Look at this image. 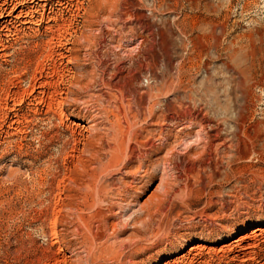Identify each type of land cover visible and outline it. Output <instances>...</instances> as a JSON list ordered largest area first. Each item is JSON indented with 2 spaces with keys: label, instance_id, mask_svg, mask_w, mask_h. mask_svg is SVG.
<instances>
[{
  "label": "rangeland",
  "instance_id": "374dc122",
  "mask_svg": "<svg viewBox=\"0 0 264 264\" xmlns=\"http://www.w3.org/2000/svg\"><path fill=\"white\" fill-rule=\"evenodd\" d=\"M113 1L51 0L20 31L0 11V264H264V0ZM132 89L159 103L134 128L153 163L110 171Z\"/></svg>",
  "mask_w": 264,
  "mask_h": 264
},
{
  "label": "bare ground",
  "instance_id": "6f19581e",
  "mask_svg": "<svg viewBox=\"0 0 264 264\" xmlns=\"http://www.w3.org/2000/svg\"><path fill=\"white\" fill-rule=\"evenodd\" d=\"M64 0H58V3H57V7H63V5L65 4H62ZM73 1V0H72ZM119 1V0H118ZM51 0H30L29 2H27L26 0L24 1H19V0H15L13 1L11 4L9 3H6V4H3L0 8V11H3L2 9L4 7H10L12 6V9H11V12L7 15V18H11L12 20L11 21H8L7 23H15V25L19 24V28H16L17 31H20L23 29V27L26 25H31L33 24L32 23V19L34 18L33 16H35L34 14H36V12H40V10L38 9H47V4L50 3ZM67 2V1H66ZM67 4V3H66ZM52 6V5H51ZM105 9L106 12L104 14H108L110 18H113L115 17L116 13H117V4L115 3V1L113 0H105ZM66 8H67V5H66ZM10 9V8H9ZM56 9V8H55ZM64 9V8H63ZM104 9V8H103ZM8 10V9H7ZM20 10V11H19ZM41 10V11H42ZM54 10V9H53ZM62 10V9H61ZM80 10V9H79ZM5 11V10H4ZM55 11V10H54ZM18 12V14H16ZM92 12V11H91ZM43 13L45 14V12L43 11ZM99 13V12H98ZM14 14L15 17L13 16ZM42 14V13H41ZM40 14V15H41ZM92 14V13H91ZM97 14V13H96ZM95 14V15H96ZM98 15V14H97ZM100 15V14H99ZM99 15L95 17V19H98L99 21ZM44 16V15H43ZM104 17V16H103ZM53 18V17H52ZM44 19V18H43ZM30 20V21H29ZM15 21V22H14ZM51 21L55 22V23H59V22H64L63 20L59 21L58 17L56 18H53L51 19ZM42 22V21H40ZM53 22V23H54ZM48 23V21H47ZM50 23V22H49ZM36 24V23H35ZM39 26V25H38ZM111 28V27H110ZM113 28V27H112ZM57 29V28H56ZM60 27H59V31H56L54 30V28H49L47 27L45 30H47L49 32L50 35H55L56 32H60ZM58 30V29H57ZM69 30V29H68ZM111 30V29H110ZM119 30V29H118ZM121 30V29H120ZM46 31V32H47ZM101 32V35H103L105 32L104 29L103 30H99ZM72 32V31H71ZM65 35H69V40H66V36L65 35H62L61 33H59V35H57L59 38V41L60 39L61 40H66V42H68L70 45L72 44L74 47L76 46H80L82 45V41H84L83 43H87V44H92V43H97L98 42V38L96 39V37H88V36H81V37H78V32H74V34H70L69 31H65L64 32ZM99 34V33H98ZM100 35V34H99ZM124 37V36H123ZM55 38V39H57ZM101 39V38H100ZM58 40V39H57ZM62 45V44H60ZM64 47V45H63ZM71 50V49H70ZM69 50V51H70ZM68 51V52H69ZM64 54V53H63ZM62 55V54H61ZM64 57V56H63ZM145 92V91H144ZM149 93V92H148ZM148 93H141L140 90H135V89H132V90H129V91H121L119 92L118 94H113V96H111V100L112 98H114L115 100V105L118 109V112L117 114L115 115V118H116V121L115 122H109V123H106L107 125V129H105V134L107 135L108 140L110 139L111 141V147H110V151L111 154H110V158L106 164V169H114V168H117V167H123L124 170H128V169H131V165H132V160H138L139 163H140V168H149L150 165H152L153 163V160H150V159H144V156H141L139 154H135V152L133 151V140L134 139H137V134L136 132L134 131V128L136 127V125H138V123L142 120V117L144 115H146V113L144 111H146L147 109H150L149 112H150V119L152 121L150 122H153L155 121L156 119H158L157 117V114L154 113V107L156 108L157 105L159 104L158 102H155L157 97H155L154 95L152 94H148ZM109 94V93H108ZM107 94V95H108ZM103 96V94L101 95ZM100 96V97H101ZM99 97V98H100ZM104 97L106 98V96L104 95ZM103 97V98H104ZM102 99V98H101ZM109 99V98H108ZM120 102V103H119ZM150 102H155V104L152 105V107L150 106V108H145V104L146 106L148 105V103ZM114 103V102H113ZM118 104L120 105L118 107ZM114 105V106H115ZM149 106V105H148ZM159 106V105H158ZM115 107V108H116ZM184 107V106H183ZM138 111H136V109ZM135 109V110H134ZM145 114H144V113ZM147 112V111H146ZM190 114V112H189ZM187 113V115H189ZM186 115V114H184ZM163 116V115H162ZM180 116V114H179ZM191 116V115H189ZM186 117V116H185ZM193 117L194 116H191L187 119V123L188 125H184V129H188L189 128V124H192L194 122L193 120ZM149 118V117H148ZM123 119H124V123H123ZM165 119V118H164ZM170 119V118H169ZM168 119V120H169ZM109 120V119H108ZM146 120V119H145ZM167 120V121H168ZM166 121V120H164ZM170 121V120H169ZM174 122V121H173ZM195 123H196V119H195ZM154 124V123H153ZM142 125V124H141ZM147 125V124H145ZM198 125H200V128L201 130L199 131L198 133V137L200 140H198V143L200 144L199 146H197V149L201 148L205 151H203V153H206V151L209 149H211L212 147H214V137L212 136L211 132L208 129L207 126H209L208 124L206 125L203 121L201 122H198ZM151 126V125H150ZM161 126V125H160ZM138 127V126H137ZM210 127V126H209ZM136 129V128H135ZM141 130V129H140ZM164 131V130H163ZM182 131V130H181ZM212 131V130H211ZM142 133V132H141ZM130 138L128 143L126 142V138ZM159 136H160V133H159ZM105 137V136H104ZM103 137V138H104ZM141 137V136H140ZM101 138V137H100ZM139 138V136H138ZM216 138V137H215ZM102 139V138H101ZM102 140H100L101 142ZM138 139H137V143H138ZM104 141H102L101 143H103ZM140 142V141H139ZM144 144V143H141V145ZM146 145V144H145ZM225 145V144H224ZM139 146V145H138ZM201 146V147H200ZM221 146V145H220ZM219 146V147H220ZM170 147V140L167 138L165 140V142H163L161 144V150L160 151H163L165 149H169ZM223 146H221L222 148ZM172 149V148H171ZM171 149L169 150V155H173V151H171ZM193 149V148H192ZM217 149V148H216ZM215 149V150H216ZM220 149V148H219ZM201 151V150H200ZM218 152V151H217ZM141 154V153H140ZM207 154V153H206ZM217 154V153H216ZM205 155V154H204ZM98 156V155H97ZM175 156V155H174ZM202 156V155H201ZM167 158V157H166ZM167 161V159H166ZM170 161V160H169ZM155 162V161H154ZM171 162V161H170ZM169 163V162H168ZM171 164V163H170ZM128 165V166H127ZM170 167V166H169ZM105 171V170H104ZM109 171V170H108ZM129 171V170H128ZM166 171V170H165ZM128 174V173H126ZM94 176V175H93ZM176 184V183H175ZM171 185V184H170ZM169 185V188H168V191H167V195L170 196L172 192H174L173 188L170 187ZM175 189V188H174ZM192 191V190H191ZM190 193V192H189ZM167 196V197H168ZM90 197V196H89ZM100 198V197H99ZM97 200V199H96ZM99 211V210H98ZM102 211V210H101ZM97 212V211H96ZM95 213V212H94ZM96 219L99 223V225L103 226V223H102V219H103V214L102 213H96ZM101 220V221H100ZM90 224V223H89ZM86 226V225H85ZM105 228H103L104 230H106V226L104 225ZM88 228L90 230H92L89 225H88ZM101 231V230H100ZM94 235V234H93ZM261 235V234H260ZM257 236V235H256ZM96 238L97 239H100L101 240V236L100 235H96ZM257 238V237H256ZM255 238V239H256ZM244 240V239H243ZM242 240V241H243ZM234 244L237 246L236 248H241V246H238V241H235ZM241 245V244H240ZM254 247L250 246L247 248H242L241 251L242 253L245 254V257L246 255H250L251 253V250L254 249ZM196 249V248H195ZM193 251H196V250H193ZM191 251V253L193 252Z\"/></svg>",
  "mask_w": 264,
  "mask_h": 264
}]
</instances>
